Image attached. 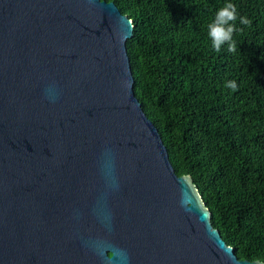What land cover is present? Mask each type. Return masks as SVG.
<instances>
[{
  "label": "water",
  "instance_id": "water-1",
  "mask_svg": "<svg viewBox=\"0 0 264 264\" xmlns=\"http://www.w3.org/2000/svg\"><path fill=\"white\" fill-rule=\"evenodd\" d=\"M104 0H0V264H254L176 175Z\"/></svg>",
  "mask_w": 264,
  "mask_h": 264
},
{
  "label": "trees",
  "instance_id": "trees-1",
  "mask_svg": "<svg viewBox=\"0 0 264 264\" xmlns=\"http://www.w3.org/2000/svg\"><path fill=\"white\" fill-rule=\"evenodd\" d=\"M104 1L132 20L134 94L176 175L192 178L239 260L264 259V0ZM229 2L236 49L216 51L207 26Z\"/></svg>",
  "mask_w": 264,
  "mask_h": 264
},
{
  "label": "clouds",
  "instance_id": "clouds-1",
  "mask_svg": "<svg viewBox=\"0 0 264 264\" xmlns=\"http://www.w3.org/2000/svg\"><path fill=\"white\" fill-rule=\"evenodd\" d=\"M236 19V6L230 2L216 10L212 22L207 26V35L213 49L220 51L221 47L227 44L229 51H235L236 45L232 39V34L235 30L234 21ZM241 23L248 24L249 21L245 18H241ZM226 87L235 90V81L227 82ZM254 264H264V259L256 260Z\"/></svg>",
  "mask_w": 264,
  "mask_h": 264
}]
</instances>
